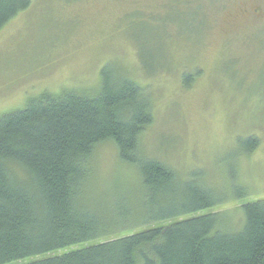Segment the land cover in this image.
<instances>
[{
  "label": "rangeland",
  "instance_id": "obj_1",
  "mask_svg": "<svg viewBox=\"0 0 264 264\" xmlns=\"http://www.w3.org/2000/svg\"><path fill=\"white\" fill-rule=\"evenodd\" d=\"M107 65L152 102L144 154L216 193L248 190L212 210L237 229L240 206L264 200V0H31L0 31V117L43 94L92 97ZM250 136L258 146L240 155ZM94 151L95 202L135 182L111 142Z\"/></svg>",
  "mask_w": 264,
  "mask_h": 264
},
{
  "label": "trees",
  "instance_id": "obj_2",
  "mask_svg": "<svg viewBox=\"0 0 264 264\" xmlns=\"http://www.w3.org/2000/svg\"><path fill=\"white\" fill-rule=\"evenodd\" d=\"M30 4L0 0V31ZM100 76L92 97L43 94L0 117V264H264V200L242 204L240 225L228 228L227 213L212 210L248 190L216 193L200 173L182 180L144 154L147 93L109 65ZM105 142L136 178L95 202L90 162ZM257 146L253 136L237 140L240 155Z\"/></svg>",
  "mask_w": 264,
  "mask_h": 264
}]
</instances>
